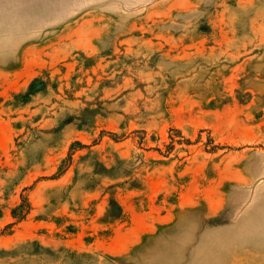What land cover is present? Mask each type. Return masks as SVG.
<instances>
[{"label": "rangeland", "instance_id": "374dc122", "mask_svg": "<svg viewBox=\"0 0 264 264\" xmlns=\"http://www.w3.org/2000/svg\"><path fill=\"white\" fill-rule=\"evenodd\" d=\"M0 264H264V0H0Z\"/></svg>", "mask_w": 264, "mask_h": 264}, {"label": "crops", "instance_id": "0c3cea01", "mask_svg": "<svg viewBox=\"0 0 264 264\" xmlns=\"http://www.w3.org/2000/svg\"><path fill=\"white\" fill-rule=\"evenodd\" d=\"M178 196V199L174 203V207L177 211L190 208L196 204L193 200L194 197H184L185 192ZM205 198L204 204L206 206V215L214 216L220 209H222V202L219 197L215 201H209ZM165 218H170L168 212L164 214ZM156 219H149L147 216H143L140 219L128 215H121L120 218L114 220V223L108 227V233L105 237L108 238L112 245L108 250L114 255H120L130 250L144 235L152 233L158 226Z\"/></svg>", "mask_w": 264, "mask_h": 264}]
</instances>
